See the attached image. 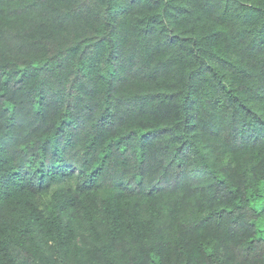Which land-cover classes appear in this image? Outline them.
Wrapping results in <instances>:
<instances>
[{
  "label": "trees",
  "instance_id": "obj_1",
  "mask_svg": "<svg viewBox=\"0 0 264 264\" xmlns=\"http://www.w3.org/2000/svg\"><path fill=\"white\" fill-rule=\"evenodd\" d=\"M0 264H264V0H0Z\"/></svg>",
  "mask_w": 264,
  "mask_h": 264
},
{
  "label": "rangeland",
  "instance_id": "obj_2",
  "mask_svg": "<svg viewBox=\"0 0 264 264\" xmlns=\"http://www.w3.org/2000/svg\"><path fill=\"white\" fill-rule=\"evenodd\" d=\"M87 235H88L87 231H85V230H80L79 231V242L81 244H84L87 241L89 242V239L85 241V239L87 238ZM49 252H51V251H49Z\"/></svg>",
  "mask_w": 264,
  "mask_h": 264
}]
</instances>
